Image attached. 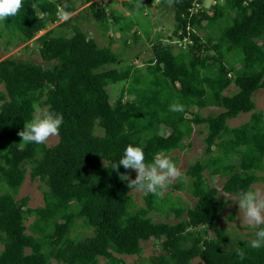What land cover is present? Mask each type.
Segmentation results:
<instances>
[{"label":"trees","instance_id":"16d2710c","mask_svg":"<svg viewBox=\"0 0 264 264\" xmlns=\"http://www.w3.org/2000/svg\"><path fill=\"white\" fill-rule=\"evenodd\" d=\"M225 1L227 7L216 1L205 12L203 0H178L171 7L157 0L174 22L169 35L151 42L140 65L135 53L122 60L109 45L98 46L80 28L78 11L55 25L63 31L55 34L52 27L34 38L48 66L0 59V264H132L122 255H137L140 242L150 239L159 252L136 264H264V247L250 246L256 230L227 247L217 226L224 207L218 191L238 197L251 188L264 158V118L252 100L264 89V0ZM66 2L70 7L63 12L71 14V0H23L16 16L0 21V38L6 36L5 44L28 41L57 20ZM194 3L200 5L196 10ZM87 7L103 31L108 16L120 31L133 24L116 11L105 13L91 2ZM194 25L213 31L202 36ZM128 46L124 40L121 50ZM114 85L119 90L110 101ZM174 102L184 110L169 111ZM37 106L63 115L53 145L25 144L17 135ZM206 107L219 111L199 113ZM248 112L246 121L227 125ZM196 125L205 131L203 156L186 166L185 183L172 185L185 189L193 205L143 194V205L136 206L113 169L125 147L141 146L151 162L158 153L181 148ZM204 170L225 177L219 190L207 183ZM128 171L119 166L120 173ZM26 172L45 187L42 205L14 198ZM151 210L177 220L153 221ZM237 249L244 250V259Z\"/></svg>","mask_w":264,"mask_h":264},{"label":"rangeland","instance_id":"374dc122","mask_svg":"<svg viewBox=\"0 0 264 264\" xmlns=\"http://www.w3.org/2000/svg\"><path fill=\"white\" fill-rule=\"evenodd\" d=\"M75 4V11L70 15H75L76 11L79 12L82 16L79 20L80 28L86 33L90 38H93L98 46L109 45L112 51L120 53V58L122 60L130 59L135 53L134 62L137 65H140V62L144 61L150 56V44L156 39H164L166 35L170 34V30L173 25V16L171 11L165 8H159L155 4L157 0H149L150 3L146 6L145 3L141 0L142 6H135L138 3V0H71ZM218 1L222 6L227 7V2L225 0H203L202 7L205 12H209L210 4H214ZM93 3L97 8H101L105 13L116 11L120 13L123 17L129 16L133 21V24L126 31H120L116 28L111 22V17L108 16V21L106 24V30H101L98 26L99 21L92 18L90 10L87 7L88 3ZM65 19L64 12L60 9L58 10V18L53 23H47L44 29L38 31L31 39L26 42L16 41L14 39L12 43L5 44L6 36L0 38V59L7 56H14L21 60H30L31 62L37 63L41 66H48L49 63H46L41 60L38 54V45L34 41L38 35L49 28H54V33H59L63 31L60 27H55L57 23ZM194 32H197L199 35H208L211 34L213 30L206 31L201 29L200 26H193ZM138 36L136 41H133V32ZM112 39V42L109 43V40ZM125 40L126 43L130 44L126 50L122 49V42ZM110 66H105L103 69L109 68ZM3 90L2 85L0 84V92ZM118 86L109 87V98L110 101L116 96L118 92ZM233 91L231 87L230 90L225 92ZM254 103V111L261 113L264 118V89H258L252 96ZM219 108L215 107H206L199 110V113L206 114L208 112H217ZM249 113H241L232 119L227 120L228 126H236L249 117ZM164 132L167 131V128H162ZM100 133L99 130L95 131ZM204 129L201 125L193 126L192 132L188 137L183 138L181 148H175L168 151L164 155L170 157L176 165L181 169L182 173L184 172L186 166L192 163L195 159H201L203 156L204 142L202 140L204 135ZM57 140V137H51L47 143V146L53 145ZM234 159V156H233ZM128 174L130 177H135L136 173L134 170L129 169ZM258 175V180L251 184V188H259L264 190V158H263V168L256 171ZM204 178L210 186L216 187L218 190L222 182L224 181V176L217 174L215 176L208 175L207 170L203 172ZM183 183L187 181V177L183 175L180 179ZM178 181V180H177ZM177 181H174L170 184L166 190L163 191L160 197H167L170 199L180 198L183 201L182 206H192L194 198L185 190V189H174L172 187ZM45 188L41 182L37 179L30 180L28 172L25 173L24 179L15 194L14 198L17 199L22 196H27L28 201L27 205L29 207H35L42 205V195L41 189ZM218 196L223 198L224 207L218 213L217 226L222 228L225 233V245L227 247L232 246L239 239H248L253 234V228L249 227L243 219V213L239 210L238 204L235 202L238 198L232 194H227L221 191H218ZM134 203L136 206L143 205V193L136 191H129ZM149 216L153 221H166L174 222L177 218L173 217L170 213L169 216H166L163 213H159L155 210L149 212ZM31 218L25 221V225L28 224ZM81 235L90 234L89 229H80ZM209 235H213V231L209 230ZM141 250L137 255H122L123 262L136 264L146 259L152 254L159 252V245L156 240H146L140 242ZM0 245V249H1ZM104 259H99L98 264H104ZM50 264H60L53 260L50 261ZM123 264V263H121Z\"/></svg>","mask_w":264,"mask_h":264},{"label":"clouds","instance_id":"9594fccd","mask_svg":"<svg viewBox=\"0 0 264 264\" xmlns=\"http://www.w3.org/2000/svg\"><path fill=\"white\" fill-rule=\"evenodd\" d=\"M164 2L171 7L178 0H164ZM22 6L23 0H0V21L16 16ZM135 6H142L141 0H138ZM199 6L194 3L192 10H196ZM69 7L70 5L66 2L61 10ZM64 17L68 18L67 12H64ZM183 110L184 106L179 103L174 102L169 106V111L172 112H182ZM62 124V113H53L37 106L32 118L24 123L23 129L17 135L25 144H45L51 137L59 135ZM119 166H123L125 170H134L135 178L132 179L127 172L120 173ZM113 169L117 171L122 181L127 182V187L131 191L145 195H162L170 184L183 177L181 169L167 155L158 153L151 162H146L143 148L133 144L125 147L119 162L113 165ZM235 202L243 213L246 224L256 230L250 246L256 249L264 247V190L259 188L243 190L238 194ZM236 252L240 259H244L243 249H237Z\"/></svg>","mask_w":264,"mask_h":264}]
</instances>
